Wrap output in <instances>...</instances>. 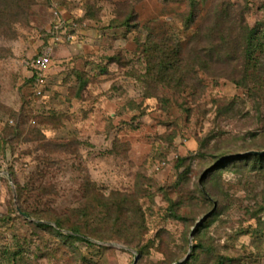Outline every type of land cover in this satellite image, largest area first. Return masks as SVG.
<instances>
[{
	"label": "rangeland",
	"instance_id": "374dc122",
	"mask_svg": "<svg viewBox=\"0 0 264 264\" xmlns=\"http://www.w3.org/2000/svg\"><path fill=\"white\" fill-rule=\"evenodd\" d=\"M2 2L0 264H264V0Z\"/></svg>",
	"mask_w": 264,
	"mask_h": 264
},
{
	"label": "trees",
	"instance_id": "16d2710c",
	"mask_svg": "<svg viewBox=\"0 0 264 264\" xmlns=\"http://www.w3.org/2000/svg\"><path fill=\"white\" fill-rule=\"evenodd\" d=\"M2 1H3L2 3L4 4V8H7L9 6H11V7L14 6V8L17 9L18 13L23 12L26 14H27V12H29V13L31 12L30 9H31L32 5H37L35 0H2ZM26 9L29 11H26ZM3 11H5V10H2V11L0 10V16H4ZM194 14H195V12L193 13V17L191 19L194 18V16H195ZM57 18H60L59 14H55L54 19H57ZM250 42H251V38H250ZM249 45L251 46V44H249ZM161 47H162V44H160V45L158 44L156 46L155 50L160 51ZM164 52L165 51L161 50V53L164 56L162 58H166V60H167V58L169 59L172 56L170 53L167 54ZM163 63H165V62H163V61L160 62V64H163ZM36 76H37V72H35L33 78L35 79ZM252 157H254L258 161H262V162L264 161V155L255 154ZM177 159H178L177 162L184 160L182 158H180V159L177 158ZM162 161L163 162H160L161 168H164L165 166H168L170 164L169 160L164 159ZM90 185L92 186V188L89 190L90 191V197L87 198V200H85V202L83 201L80 203V204H83L85 207H83V209L81 210V213H79V215L76 218L77 221H75V222L72 220L73 215L72 216L70 215L71 216V219H70V216L67 217L65 215H64L65 218L64 217H55L52 215H51L52 217H49V214L47 215V214H45V212H42V213L45 214L47 217H44V216L39 217V215H42V214L38 215V213H39V212H37L38 210H34V212H31L28 210L27 213L30 216L36 214V216L38 215L39 219H45L46 218V219H49L50 221H54L57 224V226L60 228L67 227V228L72 230V234L68 235L69 237H73L75 239H81V240H84V241L89 243V241L82 238L81 235H83L85 237L88 235L93 236L95 233H100L102 230L96 221H99L100 225L109 224V225H113V227L114 226L116 227L118 224L123 223L125 216H127V214H128V211L126 209L123 210V208L126 205H124L122 202H121L122 204L111 202L113 196H110L109 198H105L102 194H100L101 197L103 198L101 200H103V201H99L98 202L99 206L98 205L96 206L94 201H98V199H96L97 198L96 196L99 194V191H98L96 185H93L91 183H90ZM24 189L25 188L20 189V196H23L24 191H25ZM88 202L91 203V206H90L91 211L90 212L88 211L89 208L86 206V203H88ZM25 210H27V209L25 208ZM90 215H92V217H90ZM98 215L101 216L100 220H97V218H96ZM91 222H94V223H91ZM41 225L45 226V227L49 226L48 224H41ZM96 227H99V228H96ZM119 228H118V230H120V231L117 232V230L115 229L114 233H116L118 236H121V234H123L124 229L122 227H119ZM124 231L127 232V230H124ZM107 233H109V232H107ZM107 233L100 235V238L103 240H106L107 238L105 236Z\"/></svg>",
	"mask_w": 264,
	"mask_h": 264
},
{
	"label": "built area",
	"instance_id": "2783aa9c",
	"mask_svg": "<svg viewBox=\"0 0 264 264\" xmlns=\"http://www.w3.org/2000/svg\"><path fill=\"white\" fill-rule=\"evenodd\" d=\"M54 8H56L58 5H57V0H53V4ZM54 13L55 14H59V12L57 11V8L56 10H54ZM57 27L55 28V32H56V36H54L55 39H59L60 36L58 33L59 30H64L66 31L67 27L66 25L60 20V22H58V24H56ZM59 25V26H58ZM73 36L72 35H68L66 40H69L70 38H72ZM61 41H63V38L61 36ZM51 53H52V48L51 47H47L40 56H38L34 62V67L35 69L37 70V76H36V80L37 82H42L43 80V76H42V71H45L48 67V63L50 61V57H51Z\"/></svg>",
	"mask_w": 264,
	"mask_h": 264
},
{
	"label": "water",
	"instance_id": "95a60500",
	"mask_svg": "<svg viewBox=\"0 0 264 264\" xmlns=\"http://www.w3.org/2000/svg\"><path fill=\"white\" fill-rule=\"evenodd\" d=\"M255 153H257V154H260V155H263L264 154V151H258V152H255ZM181 263V262H180ZM179 263V264H180Z\"/></svg>",
	"mask_w": 264,
	"mask_h": 264
}]
</instances>
